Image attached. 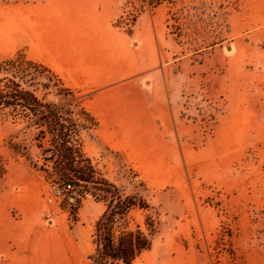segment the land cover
<instances>
[{
	"label": "rangeland",
	"instance_id": "1",
	"mask_svg": "<svg viewBox=\"0 0 264 264\" xmlns=\"http://www.w3.org/2000/svg\"><path fill=\"white\" fill-rule=\"evenodd\" d=\"M140 10L0 0V98L52 107L63 153L92 179L48 203L62 151L40 115L1 105L0 264H94L112 200L98 185L136 199L116 240L154 225L132 264H264V0Z\"/></svg>",
	"mask_w": 264,
	"mask_h": 264
},
{
	"label": "trees",
	"instance_id": "2",
	"mask_svg": "<svg viewBox=\"0 0 264 264\" xmlns=\"http://www.w3.org/2000/svg\"><path fill=\"white\" fill-rule=\"evenodd\" d=\"M141 5L142 10H154L163 5L166 0H137ZM131 32V30H128ZM33 66H37L31 63ZM44 75L35 73L31 75L30 80L37 82ZM11 78L15 77L11 75ZM22 80V78H21ZM21 91H14L0 98V106L7 105L19 106L28 109L35 115H40L41 120L46 124L48 133L53 136L54 143L62 151V157L58 161L55 168L56 173L63 180V183H70L74 186L91 183V177L86 174V169H76L71 163V158L68 153H63L65 147L64 126L61 123L59 114L50 106L40 104ZM53 154V155H52ZM50 160H54L56 152L49 153ZM56 182V181H54ZM96 189L105 192L112 196L111 204L108 210L104 213L97 224V254L94 258V264H108L110 261H120L122 264H132L135 257L142 252L149 251L152 248V232L154 225L148 217V227L150 228L149 235H146L141 230L127 231L121 234V237L115 239V225L118 217L124 216L132 207L137 206L136 199L128 198L123 200L120 192L110 185H98ZM103 199V197H100ZM105 199V198H104ZM141 205V203H140ZM142 206V205H141Z\"/></svg>",
	"mask_w": 264,
	"mask_h": 264
},
{
	"label": "built area",
	"instance_id": "3",
	"mask_svg": "<svg viewBox=\"0 0 264 264\" xmlns=\"http://www.w3.org/2000/svg\"><path fill=\"white\" fill-rule=\"evenodd\" d=\"M74 190L75 186L70 183H65L63 185L52 183L49 186L48 203L56 204L68 199Z\"/></svg>",
	"mask_w": 264,
	"mask_h": 264
},
{
	"label": "water",
	"instance_id": "4",
	"mask_svg": "<svg viewBox=\"0 0 264 264\" xmlns=\"http://www.w3.org/2000/svg\"><path fill=\"white\" fill-rule=\"evenodd\" d=\"M229 48V47H228ZM149 81H147L146 82V84L148 83ZM51 85V83L50 82H45V83H43L42 85H41V87L42 88H44V89H46V88H48L49 86ZM53 155V154H52ZM81 192V188L80 187H77L76 188V191L74 192V197H73V201H75L76 200V197L79 195V193Z\"/></svg>",
	"mask_w": 264,
	"mask_h": 264
},
{
	"label": "bare ground",
	"instance_id": "5",
	"mask_svg": "<svg viewBox=\"0 0 264 264\" xmlns=\"http://www.w3.org/2000/svg\"><path fill=\"white\" fill-rule=\"evenodd\" d=\"M230 51H231V53H233V49L231 48V49H229Z\"/></svg>",
	"mask_w": 264,
	"mask_h": 264
},
{
	"label": "crops",
	"instance_id": "6",
	"mask_svg": "<svg viewBox=\"0 0 264 264\" xmlns=\"http://www.w3.org/2000/svg\"><path fill=\"white\" fill-rule=\"evenodd\" d=\"M147 85H148V86L151 85V82H148Z\"/></svg>",
	"mask_w": 264,
	"mask_h": 264
}]
</instances>
